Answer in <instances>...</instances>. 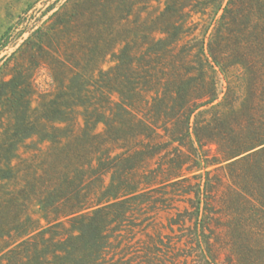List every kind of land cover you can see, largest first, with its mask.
Listing matches in <instances>:
<instances>
[{
	"label": "trees",
	"instance_id": "trees-1",
	"mask_svg": "<svg viewBox=\"0 0 264 264\" xmlns=\"http://www.w3.org/2000/svg\"><path fill=\"white\" fill-rule=\"evenodd\" d=\"M97 1L110 2L85 0ZM234 7L230 1L221 18L236 23ZM85 26L82 40L72 42L67 31L63 46L46 50L35 40L21 52L23 59L31 54L49 63L52 89L39 95L35 109L30 105L35 92L26 80L12 92L19 106L0 140V181L22 186L0 195V264H130L138 258L158 264L152 246L139 255L141 249L130 250L128 243L149 219L135 223L132 212L161 186L194 194L191 210H177L170 223H189L183 236L191 250L200 252L199 264H225L223 253L227 264H255L256 249L257 264H264V117L257 122V96L252 93L237 106L229 92L208 108L218 97L204 66L210 60L224 68L234 64L230 34L216 29L206 51L203 40L198 48L176 46L180 34L167 30L161 31L164 39L154 42L153 37L141 50L124 40L119 65L104 71L99 61L117 38L109 28L103 34ZM261 86L264 93V82ZM259 104L264 110V97ZM209 113L212 118H204ZM100 123L104 130L97 133ZM29 139L35 143L24 145ZM42 143H48L46 151L35 146ZM210 144L216 145L213 160L207 156L210 149L202 150ZM20 145L34 154L13 165ZM223 162H228L230 184L219 201L247 208L250 216L237 228L215 216L219 210L212 193L223 185L221 178L209 177L211 171H205V181L201 174L187 175ZM191 179L197 180L194 185ZM157 202L170 208L166 199ZM33 203L44 224L28 214Z\"/></svg>",
	"mask_w": 264,
	"mask_h": 264
},
{
	"label": "rangeland",
	"instance_id": "rangeland-1",
	"mask_svg": "<svg viewBox=\"0 0 264 264\" xmlns=\"http://www.w3.org/2000/svg\"><path fill=\"white\" fill-rule=\"evenodd\" d=\"M230 1L233 0H110L109 3L97 1L89 4L85 0H0V140H3L7 128L16 117L14 112L19 104L13 98L12 92H18L19 84L23 80L31 84L30 90L35 92L30 98L33 109L41 104L39 95L52 89L49 63L45 62V59L39 61L38 57L31 58V54L22 58L21 52L26 48L27 42L36 40L37 44L43 42L46 50H49L48 46L53 49L58 45L63 46L67 39L64 33L67 31L68 33L71 31L69 36L72 42L82 40L86 31L85 25L91 24L103 34L107 33L109 28L112 36L117 38L112 51L99 61L98 68L104 71L119 65L118 57L123 49L124 40L131 42L134 51L141 50V47H148L153 37L154 42L164 39L165 35L161 31L167 30L180 34V39L175 41L176 46L191 43L198 48L203 40L206 51L211 34L216 29H220L224 36H228L229 33L230 41L227 42L231 55L229 62L234 64L230 68H224L210 60L209 64L204 66L206 80L213 82L218 97L208 108L222 102L225 94L229 92L233 99H237V106L254 93L257 96V122L260 121L264 117L263 106L259 104L264 97L261 86L264 82V0H234L237 6L234 7V11L239 12L236 15V23L221 18ZM228 16L227 14L226 18ZM73 17H78L77 22L73 21ZM54 33L57 38H51ZM25 68L26 72L23 73ZM78 71L82 72L80 68ZM113 99L118 101L116 96ZM205 109L207 107L200 110ZM212 115L214 114L209 113L204 118H212ZM80 124L81 121L78 119L75 130ZM103 130L104 126L100 123L96 127V132L101 133ZM159 132L163 134L162 130ZM194 138L192 135L193 140ZM31 143H35V140L29 139L24 145ZM176 145L174 143L172 147ZM35 146L46 151L48 143ZM197 146V142H194L193 147ZM215 148V144L203 147V151L210 149L207 155L209 160H213ZM185 150L183 148V151ZM15 152L17 158L12 161L13 165L20 164L23 160L30 161L34 154L23 145ZM155 162L156 159L151 161V168L156 166ZM227 163L209 165L206 169H194L187 175L201 174L205 181V171H211L209 177L217 175L221 178L223 185L212 193L214 197L212 204L219 210L215 216L220 217L222 224L230 222L231 227L235 225L237 228L238 223H246L250 216L246 215L247 208L219 201L227 193L226 185L230 184V171L225 168ZM203 164L201 162L200 166ZM196 181L191 179L189 184L194 185ZM21 186L13 181L7 184L0 181V195L2 192L17 191ZM145 198L147 201L132 212V219L135 223H140L145 218L149 219L135 228L138 233L128 243L132 245L130 250L141 249L137 253L142 255V248L152 246V250L157 253L158 264H199L200 252L191 250L183 236L189 223L185 226L170 223L177 210L180 212L185 209L191 210L189 199H194V194L174 192L171 186H161L156 191L148 193ZM156 199H166L165 204L170 208H164V205L158 202L154 203ZM224 201L226 202L225 198ZM28 214L33 219H40L39 208L35 203L28 207ZM40 221L41 224L45 223L42 219ZM222 228L224 230L226 227ZM240 234L245 237L242 232ZM124 245L123 242L115 252L118 253ZM225 253H228V250ZM253 253L256 255L252 260L257 264V249ZM221 261L228 263L224 253L221 255ZM130 264L145 263L140 262L138 258Z\"/></svg>",
	"mask_w": 264,
	"mask_h": 264
}]
</instances>
